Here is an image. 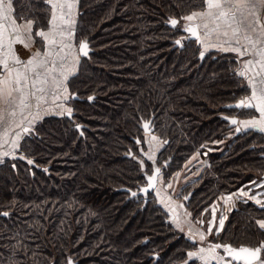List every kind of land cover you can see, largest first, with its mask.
<instances>
[{
  "label": "trees",
  "instance_id": "trees-1",
  "mask_svg": "<svg viewBox=\"0 0 264 264\" xmlns=\"http://www.w3.org/2000/svg\"><path fill=\"white\" fill-rule=\"evenodd\" d=\"M204 7L201 0H79L77 35L89 54L68 85L83 114L44 117L19 151L34 163L16 157L0 164V213H10L0 215V264H184L197 243L173 227L152 195L144 205L130 197L144 182L133 150L139 121L150 115L165 141L157 158L165 176L195 151L205 153L207 166L181 189L192 218L208 217L205 209L224 193L264 183V135L235 134L223 118L255 115L230 106L249 92L239 61L216 51L201 59L195 38L174 43L188 33L169 20ZM13 9L38 21L33 34L48 25L43 3L13 0ZM227 134L219 150L215 140ZM262 217L254 201L239 199L210 240L257 246Z\"/></svg>",
  "mask_w": 264,
  "mask_h": 264
},
{
  "label": "snow or ice",
  "instance_id": "snow-or-ice-1",
  "mask_svg": "<svg viewBox=\"0 0 264 264\" xmlns=\"http://www.w3.org/2000/svg\"><path fill=\"white\" fill-rule=\"evenodd\" d=\"M34 2L43 3L49 14L47 31L39 29L35 32V37L41 38L44 50L41 52L37 49L27 60H21L15 53L13 45L20 43L28 48L29 44L25 42L22 35L34 42L32 30L38 21L29 19L18 23L14 15L13 0H0V51L3 52L0 56V124L5 123L6 115L15 117L19 111L22 118L15 126L21 128L26 121L28 126L22 127V132L25 134H31V126L37 119H40L38 111L36 114L29 113L31 119L24 116L23 113L26 110L33 107L39 109L49 95L54 101H69L73 98L69 94L66 82L79 62L77 55L72 57L70 67H67L65 63L73 48L71 38L74 32L71 30V26L75 21L72 19V9L75 7L76 0H34ZM201 3L205 6L202 11H193L189 15L181 17L180 20L174 18L169 20L174 28L181 21L186 22L183 30L189 34L187 37L175 40L174 43L182 47L184 39L195 38V41L203 46V51L199 53L201 59L209 49L233 52L237 54L238 58L250 57L242 60L237 75L246 80L245 87H250L251 94L241 99L235 107L255 109L259 116L248 120H237L234 117H225L224 119L229 120L232 125H239L235 129L236 132L250 129L264 132V21L261 20L264 0H201ZM203 18L210 20L214 27L210 28L207 22L202 25L195 23L197 19ZM21 20H23L22 17ZM221 22L226 26L222 32ZM201 28L205 30L203 36L199 31ZM229 30L231 37L228 40L220 41L219 38H217V42L210 40L213 33L229 37ZM252 34H256L255 39ZM233 43L236 46H232ZM225 44L228 46H224ZM88 47L87 41H81L78 46L79 53L87 56ZM88 99L91 100L93 97H88ZM33 100L35 104L32 103ZM56 108L57 115L71 117L73 114V109L65 107L63 103L57 104ZM76 127L80 128V125H76ZM144 128L146 130L149 128L147 122L144 124ZM4 136H7V131ZM20 136L21 133L17 132L12 140L13 149L19 147ZM151 139L157 138L153 136ZM3 143H8L7 139H4ZM11 154L10 151L2 153L3 156ZM145 155L148 154L145 153ZM152 158L148 155L149 160ZM2 162L0 160V163ZM27 163L31 165L34 161L28 159ZM141 163L143 164V161ZM159 175L160 169L156 168L154 174L147 177V186L140 191L147 194L150 189H154ZM168 186L171 187V185ZM252 186L264 188V183L258 184L253 181ZM250 191L251 189L245 191L241 188L237 193L222 197V199L227 203L233 199V196L247 198L264 209V200L258 198V196H264V193L250 195ZM131 195L136 196L137 193L132 192ZM161 202L163 203V201ZM205 211L209 210L205 209ZM215 213L216 209H211L212 220L208 221V235L213 233L214 227L216 234H219L224 227L226 217L222 214L217 225ZM9 214L7 211L0 213L5 217ZM173 222L177 229L183 231L179 218L174 217ZM199 223L203 224L204 221L200 220ZM256 224L260 230H264V220H258ZM189 238L195 241L197 237L190 232ZM198 239L201 242L206 241L207 235L200 232ZM218 250H222L223 255ZM187 257L189 259L195 257L203 264H211L212 261H216L217 264H264V241L254 247L243 245L233 247L230 244L212 243L208 247H200L197 251L187 252ZM68 264H73L71 258H69ZM184 264H188V261L186 260Z\"/></svg>",
  "mask_w": 264,
  "mask_h": 264
},
{
  "label": "crops",
  "instance_id": "crops-1",
  "mask_svg": "<svg viewBox=\"0 0 264 264\" xmlns=\"http://www.w3.org/2000/svg\"><path fill=\"white\" fill-rule=\"evenodd\" d=\"M17 18L18 17H16V19ZM261 20L264 21V10L261 11ZM24 21H26V20L25 19L21 20V18L20 19H17V22L18 23H22ZM205 22H207L209 24V27L210 28L211 27H214V24L210 20H207L206 18L198 19V20L195 21V23H198V24H201V25L203 23H205ZM73 26L74 25L71 26V30L74 32V27ZM47 28H48V25H47ZM225 28H226V26L223 25V23L221 22V32L223 30H225ZM45 31H47V29ZM199 31H200V34L203 36V33H204L205 30L203 28H201V29H199ZM229 33H230V30H229ZM252 35H253V38L255 39L256 38V34H252ZM230 37H231V33L229 34V37H224V36H222L219 33H213L212 36L210 37V40L212 42H217V38H219L220 41H225V40H228ZM22 38L25 40V42L27 44H29V47L28 48H25L20 43H16V44L13 45V48H14L15 53L20 57L21 60H27V58L32 53H34L37 49H39V50H41V52H43L44 47H43V44L41 42V38H40V40H37L36 37L33 36L34 42H33V40H29L27 36L22 35ZM71 43H72V38H71ZM79 43L77 44V46H79ZM241 43L242 44L244 43L243 40L241 41ZM72 45H73V43H72ZM77 46L74 47V45H73V48H72L71 52L69 53V55L67 57V61L65 62L67 67H70L71 66V61H72L73 55H75V56H77L78 54L80 55ZM224 46H228V45L225 44ZM232 46H236V45L233 43ZM224 53L231 54V55H233V56H235L237 58V60L239 61V67H238V70L237 71H239L240 68H241L242 60H245V59H249L250 58V57H247V56L246 57H243V58H238L237 54L236 53H233V52H224ZM2 54H3V52L0 51V56H2ZM77 64L75 65V70H74V72H73L72 75H74L77 72V69H78L77 68ZM10 66H11V62H10ZM245 82H246V80H245ZM67 83H68V81L66 82V84ZM67 88H68V84H67ZM248 89H249V92H248L247 96H250L251 89H250V87H248ZM68 90H69V88H68ZM69 94H71L70 90H69ZM68 102L69 101H54L53 98H52V96L49 95L46 98V100L41 104V106H40L39 109H36L35 107H33V108L29 109V110H26L23 113V115L24 114H29V113L36 114L37 111L39 112V114H54V113L56 114V112H57L56 105L59 104V103H63L65 107H69L68 106ZM32 103L35 104V101L33 100ZM254 114L255 115L247 116V117H238V120H248V119H252L253 117H257L258 118L259 113L255 109H254ZM24 116H26V115H24ZM21 118H22L21 117V113L19 111H17V115L15 117H8L6 115V117H5V123L0 124V160H2V161L5 160L7 157H10V155L9 156H3L2 155L3 152L10 151L13 154L15 152V150L17 149V148L16 149H13L12 148V140L15 138L16 133L17 132H20L21 133L20 139L23 137L22 127L27 126V125L24 124V125H22L21 128H17L15 126L16 123H19V121H20ZM252 130H256L258 132H261L258 129H252ZM5 131H7V136L6 137L4 136ZM261 133L264 135V132H261ZM153 136H155V135H153V134L150 135L149 138H148V140H149V145H151V149L154 150L155 149V146H156L157 139L152 140L151 137H153ZM4 139H7L8 143H3V140ZM204 156H205V153L203 154V153H200L199 151L194 152L187 159V161L183 164V168H181V170L177 171L176 172V175L172 176L166 183L163 182L162 177H160L159 178V182L162 181L161 182V185L163 186V189L162 188H159L158 191L156 192V197H157L158 201L169 212L170 217L172 219V222H173V218L174 217L175 218H179V221L181 223V227L183 228V231H189V232H191L192 235H195L197 237L196 238V241L199 243V245L197 247V250L200 247H208L209 246V245L207 246L205 244H206V241L208 240V238L213 235V233L211 235H208L207 234L206 241H203V242L199 241V239H198V233L204 232V231L203 230L202 231L199 230L198 227H197V225L194 224L191 221L189 212L184 208V206L182 204L177 203V201L173 198V192H174L173 187H169L168 185H172L173 183H176L177 186H178V188H180L182 184L186 183L187 181H190L189 180L190 178L193 179V177L194 178L195 177H199L201 175V173L203 172L205 166H207V163H208L207 162V159L204 158ZM240 189H236V190L231 191V192H229L227 194H224L222 197H226V196L231 195L233 193H237ZM243 189L245 191H248V187H243ZM257 193H263V191L262 190H256L254 192H251L250 195L257 194ZM222 197L220 199L218 198L219 203H218V201L217 202H214L211 205V207H210L209 216H210L211 220H212L211 209L215 208L216 209L215 215H217V214H219V210H218L217 207H220V206L222 207V203H223L224 206L227 207V209H223L222 208L223 210H221V211L228 210L227 212H225V213L223 212L222 213L223 216L226 217L227 216V213L232 208H235V206L237 205L238 200H239V198H237L236 196H233V199L231 201H228L226 203L222 199ZM258 198L261 199V200H264V196H258ZM161 201H163V203ZM221 215L219 216L218 219H220ZM258 220H264V217L258 218L257 221ZM216 221H218L217 218H216ZM173 224L175 225L174 222H173ZM211 264H217V262L216 261H212Z\"/></svg>",
  "mask_w": 264,
  "mask_h": 264
},
{
  "label": "rangeland",
  "instance_id": "rangeland-1",
  "mask_svg": "<svg viewBox=\"0 0 264 264\" xmlns=\"http://www.w3.org/2000/svg\"><path fill=\"white\" fill-rule=\"evenodd\" d=\"M189 8V7H188ZM204 9V8H203ZM203 9H189V11L187 12V13H184L183 15H182V17L183 16H185V15H189L191 12H193V11H197V12H199V11H202ZM16 17V16H15ZM78 17H79V0H76V3H75V7L72 9V18L74 19V21H75V23L73 24L74 26V35H73V37H72V43H73V45H74V47H76L77 46V44L80 42V40H79V37H78V35H77V29H78V25H79V22H78ZM17 19H20V18H17ZM198 20V19H197ZM181 26H185V24H186V22H184V21H181L180 23H179ZM40 29H44V30H46L47 29V26H46V28H40ZM32 34H33V31H32ZM33 36L35 37V34H33ZM36 39L37 40H40V38H37L36 37ZM84 41V40H83ZM78 47V46H77ZM199 48L200 49H202L203 50V46L199 43ZM209 51H216V52H220V53H224L223 51H219L218 49H209ZM88 54H89V52H88ZM226 54V53H225ZM73 56H75V55H73ZM78 56H79V62H78V64H77V68L80 70V66H81V63H82V59H85V58H87L88 56H82L81 54L79 55L78 54ZM85 57V58H84ZM78 69H77V72H78ZM76 72V73H77ZM75 73V74H76ZM74 74V75H75ZM74 75H72V76H74ZM72 76L70 77V78H72ZM69 78V79H70ZM68 88H69V86H68ZM69 90H70V88H69ZM75 99V98H74ZM81 103H79V102H74V101H72V100H69V102H68V106L70 107V108H72V109H74V110H76V111H78L80 114H83V112L81 111L82 110V105H80ZM112 104V103H111ZM93 105H95V103L93 104ZM24 115H26V116H28V118L29 119H31V115L30 114H24ZM49 115H57V114H39V116H40V119H37L36 121H35V123L31 126V133H35V131H36V125L38 124V123H40V121L44 118V117H46V116H49ZM57 116H60V115H57ZM99 118H100V116H99ZM73 122H75V121H73ZM25 125H27V122H25ZM28 126V125H27ZM156 132H154L153 133V135H155L156 136ZM28 134H25V133H23V137L19 140V142H18V144H19V147L15 150V152L13 153V154H11L10 155V157H7L5 160H3V162L2 163H4L5 161H7V159H10V158H16V157H18V158H21V159H23V160H28V158H26L25 156H24V153L23 154H21L19 151H20V149H22V147H23V145H21L22 144V140L24 141V137H26ZM142 136V135H141ZM143 137V136H142ZM157 137V136H156ZM226 138H229V134H227L226 135V137L225 138H222V139H219V140H215V142H216V145H215V147L216 148H218L219 150H223L225 147H226V145L227 144H229V142L226 140ZM145 139H146V136H145ZM24 143H25V141H24ZM29 145V143H25V147H27ZM164 145V143H163V138L161 137V136H158L157 137V141H156V146H155V148H156V151L158 150V148L160 147V146H163ZM136 147H135V152H134V159H135V161H137L138 163H139V165H142L143 167H145L144 165H146V163H145V160H144V158H148V155H150V156H152L153 157V155H154V153H155V151L153 150V149H151V146L149 145V144H147V142H146V146L145 147H140V146H137V145H135ZM24 148V147H23ZM144 148V149H143ZM146 149V150H145ZM145 150V152L143 153V151ZM196 152V151H195ZM200 152V151H199ZM145 153H147L148 155H145ZM201 153V152H200ZM23 157V158H22ZM204 158H206V157H204ZM141 161H143V164L141 163ZM1 163V164H2ZM176 172L177 171H175L173 174H172V176H174V175H176ZM191 180H192V178H190ZM162 182V181H161ZM161 182H158V185H157V187H156V192L158 191V189L159 188H162L163 189V186L161 185ZM142 184H144V182L142 183ZM140 186V185H139ZM248 186H252V183H249V185H247V187ZM171 187H173V190H174V192H173V198L177 201V203H179V202H183L184 203V208H186V202L183 200V201H180V197H179V192H180V190H181V188H178V186H177V184L176 183H173L172 185H171ZM240 188H243V187H239V188H237V189H240ZM249 189H251V191H250V193L251 192H254V191H252L253 190V187H248V190ZM136 190H139V188H137ZM236 190V189H235ZM234 191V190H233ZM148 195H150L151 196V194H148ZM153 197V198H152ZM152 197H151V200L152 201H154V202H156V199L154 198V193L152 194ZM239 199H242V198H239ZM218 201V199L217 200H215L214 202H217ZM218 203H219V201H218ZM237 206V205H236ZM236 206H235V208H236ZM218 208V210H219V214H217L216 215V218H217V220H219L218 218H219V216L224 212H227L228 210H226V211H221V210H223V209H227V207L226 206H224V204L222 203V207L220 206V207H217ZM223 208V209H222ZM235 208H232V209H235ZM231 209V210H232ZM187 210V209H186ZM230 210V211H231ZM188 211V210H187ZM229 211V212H230ZM229 212L227 213V216H228V214H229ZM189 214H190V218H191V221L194 223V224H196L197 225V227H198V229L199 230H203L205 233H206V235H207V229H208V227H209V224H208V221H210L211 220V218L209 219V220H207V219H202L201 218V215H199V214H202V212L201 213H199L198 215H196V218H192L191 217V213L189 212ZM226 216V217H227ZM200 220H203L204 221V223L203 224H200L199 223V221ZM226 220H227V218L225 219V222H226ZM170 222V221H169ZM173 224V223H172ZM225 224V223H224ZM217 225H218V221H217ZM174 227V226H173ZM183 233L185 234V236H187L188 238H189V231H183ZM216 232H215V227H214V230H213V234H215ZM190 239V238H189ZM191 241H193L192 239H190ZM194 242H197L196 240L194 241ZM205 245H207V244H205ZM208 246V245H207ZM190 251H197V250H195L194 248L193 249H191ZM188 258V257H187ZM186 260H190L189 258L188 259H186Z\"/></svg>",
  "mask_w": 264,
  "mask_h": 264
},
{
  "label": "flooded vegetation",
  "instance_id": "flooded-vegetation-1",
  "mask_svg": "<svg viewBox=\"0 0 264 264\" xmlns=\"http://www.w3.org/2000/svg\"><path fill=\"white\" fill-rule=\"evenodd\" d=\"M89 46V45H88ZM68 84V83H67ZM69 86V85H68ZM70 92H71V95L73 94V92L70 90ZM76 98V97H75ZM74 99V97L72 98V99H70V100H73ZM55 114V113H54ZM151 116L152 115H150V116H148L147 118H143V119H141L140 121H139V128H140V130H141V133H142V136H141V138H136V140H135V142L137 143V144H139V146L140 147H145L146 146V142H147V144H149V140H148V138H149V136L150 135H152L154 132H155V122H154V119L152 118V121H151V124L149 125V126H153V130L152 131H150V132H144V130H143V128L141 127L142 126V121L143 120H149L150 118H151ZM153 117V116H152ZM233 127V126H232ZM80 128H81V126H80ZM80 128H78V129H80ZM234 128V127H233ZM234 131L236 132V130H235V128H234ZM157 135V134H156ZM145 136H146V139H145ZM157 137H158V135H157ZM163 143H164V145L163 146H160L159 148H158V150L156 151V148L154 149V151H155V153H154V155H153V158L151 159V160H149L148 158H144V160H145V163H146V165H144L145 167H143L142 165H141V173H142V175H143V179H144V184H142V185H140L138 188H139V190H140V188L142 187V186H144L145 184H146V177L147 176H149V175H151L152 174V172H153V170L154 169H156V168H159L161 171H160V175H159V177H158V179H157V181H156V185H155V188L152 190V191H149V193H147V194H141V193H139V190H134L133 192H136L137 193V195L136 196H141L144 200H146V201H144L143 200V205H144V203H147L148 202V200H149V197H148V194H153L154 193V198L156 199V204H158L166 213H167V219H168V221H170V223L172 224L173 222H172V219H171V217H170V214H169V212L166 210V208L158 201V199H157V197H156V187H157V185H158V182H159V178L160 177H162V180H163V182H167L171 177H172V174L171 175H169V176H165V168L167 169L168 167H163V164L161 163L162 162V160L160 161V162H158V160H157V158H158V156H159V154L161 153V151L163 150V147L165 146V141L163 140ZM151 146V145H150ZM144 149V148H143ZM146 150V149H145ZM145 150L143 151V153L145 152ZM135 152V150H133V153ZM167 157V156H166ZM207 159V158H206ZM187 161V160H186ZM185 161V162H186ZM184 162V163H185ZM183 163V164H184ZM181 168H183V165L177 170V171H179V170H181ZM197 177H193V179L191 180V179H189L190 181H187L186 183H184V184H182L181 185V189L185 186V185H187L188 183H190L191 181H193L194 179H196ZM229 193V192H228ZM224 194H227V193H224ZM224 194H222V195H220L218 198L220 199ZM191 194L189 193V196H190ZM136 196H130V197H136ZM151 197V196H150ZM179 199H180V201H185L186 203H187V201L189 200V198L187 197V199H185V193L184 192H181V190H180V192H179ZM217 200V199H216ZM215 201V200H214ZM214 201L212 202V203H210L209 205H208V207H207V209L209 210V211H207L208 213H207V216L208 217H206V218H202V219H207V220H209V218H210V216H209V212H210V207H211V205L214 203ZM180 204H182L183 206H185L184 205V203L183 202H179ZM185 209H187V207L185 208ZM188 210V209H187ZM188 212H190L189 210H188ZM174 227H175V225L174 224H172ZM176 228V227H175ZM177 229V228H176ZM177 230H179V231H181L180 229H177ZM181 232H183V231H181ZM211 237V236H210ZM210 237L208 238V240L206 241V244L207 245H210V244H212V243H220V242H214V241H211L210 240ZM197 243V246L194 248L195 250H197V247H198V245H199V243L198 242H196ZM220 244H223V243H220ZM220 253H221V255H223V251L222 250H218ZM194 259H197V258H195L194 257ZM198 261H200L199 259H197ZM200 263L201 264H203L202 263V261H200Z\"/></svg>",
  "mask_w": 264,
  "mask_h": 264
},
{
  "label": "water",
  "instance_id": "water-1",
  "mask_svg": "<svg viewBox=\"0 0 264 264\" xmlns=\"http://www.w3.org/2000/svg\"><path fill=\"white\" fill-rule=\"evenodd\" d=\"M189 35V34H188ZM85 41V40H84ZM88 52H89V47H88ZM82 55V54H81ZM83 56V55H82ZM88 56V55H87ZM86 57V56H85ZM72 96L75 98L76 97V94H72ZM241 100V99H240ZM240 100H238L237 102H235V103H233V104H231L230 106L231 107H234L235 108V106L239 103V101ZM237 108V107H236ZM225 117H234V118H236L237 120H238V118L237 117H235V116H223V118H225ZM152 116H151V118L149 119V120H143L142 121V128H143V130H144V132H150V131H152L153 130V126H149V128L146 130L145 128H144V124L147 122L149 125L151 124V121H152ZM226 120V119H225ZM227 122H228V125L229 126H233L235 129H236V127H238L239 125H232L230 122H229V120H226ZM238 133H240V132H235V134H238ZM154 171H155V169L153 170V172H152V174L151 175H153L154 174ZM161 171V170H160ZM150 176V175H149ZM148 177V176H147ZM147 177H146V184L144 185V186H142L140 189H142V188H144V187H146L147 186V183H148V181H147ZM157 181V180H156ZM155 185H156V182H155ZM153 189H150L149 191H152ZM139 193H141V194H145V193H142L140 190H139ZM238 247H240V246H238Z\"/></svg>",
  "mask_w": 264,
  "mask_h": 264
}]
</instances>
